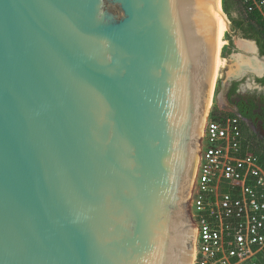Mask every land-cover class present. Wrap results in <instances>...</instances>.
Returning a JSON list of instances; mask_svg holds the SVG:
<instances>
[{
    "label": "water",
    "instance_id": "obj_1",
    "mask_svg": "<svg viewBox=\"0 0 264 264\" xmlns=\"http://www.w3.org/2000/svg\"><path fill=\"white\" fill-rule=\"evenodd\" d=\"M218 10L0 0V264H193Z\"/></svg>",
    "mask_w": 264,
    "mask_h": 264
},
{
    "label": "built area",
    "instance_id": "obj_2",
    "mask_svg": "<svg viewBox=\"0 0 264 264\" xmlns=\"http://www.w3.org/2000/svg\"><path fill=\"white\" fill-rule=\"evenodd\" d=\"M235 1L264 22V0ZM247 126L236 111L208 114L193 264H264V168L245 144Z\"/></svg>",
    "mask_w": 264,
    "mask_h": 264
},
{
    "label": "trees",
    "instance_id": "obj_3",
    "mask_svg": "<svg viewBox=\"0 0 264 264\" xmlns=\"http://www.w3.org/2000/svg\"><path fill=\"white\" fill-rule=\"evenodd\" d=\"M221 6L224 14L231 21L233 29L240 32L243 39L254 41L259 55L264 57V22L255 15L243 14L235 0H222ZM256 81L264 86V77ZM238 86V82L230 83L226 99L235 106L237 113L252 126L255 127L257 125L256 120H259L264 129V107L259 112L252 113V110L256 109V104L251 98L245 99L237 95ZM259 103L264 106V98ZM229 115L215 114L211 111V116L215 119H224ZM244 139L249 152L259 157L260 164L264 168V141L255 135H247Z\"/></svg>",
    "mask_w": 264,
    "mask_h": 264
},
{
    "label": "rangeland",
    "instance_id": "obj_4",
    "mask_svg": "<svg viewBox=\"0 0 264 264\" xmlns=\"http://www.w3.org/2000/svg\"><path fill=\"white\" fill-rule=\"evenodd\" d=\"M235 17V16H234ZM228 21V26L231 28V21L226 16ZM240 40L249 41L253 44L255 51L254 52H244L238 48L237 43ZM224 45L222 46L219 57L222 60L229 62V59L240 56L244 59L256 58L259 62L264 64V57H261L256 49L254 41L243 39L240 32L237 31L235 34H230L226 31L224 35ZM228 68L220 67L217 74V88L211 93L209 113H218L221 115H229L233 109V104L226 99V93L229 89L231 82H238L239 86L236 94L245 99H257L261 95V90L258 88L257 79L264 77V72L258 76L254 75L252 72H245L238 77H229ZM247 135H255L258 139L264 141V132L259 131L257 127H253L249 122L248 126L244 128V137Z\"/></svg>",
    "mask_w": 264,
    "mask_h": 264
},
{
    "label": "bare ground",
    "instance_id": "obj_5",
    "mask_svg": "<svg viewBox=\"0 0 264 264\" xmlns=\"http://www.w3.org/2000/svg\"><path fill=\"white\" fill-rule=\"evenodd\" d=\"M228 21L226 15L224 14L221 6V0H219V10H218V29H217V74L218 69L228 68L229 77H238L243 73L252 72L254 74L260 75L264 72V64L259 62L256 58L244 59L240 56H235L229 59V62L222 60L219 57V52L224 45V35L227 31ZM238 48L244 52L252 53L255 51L254 46L251 42L240 40L238 43Z\"/></svg>",
    "mask_w": 264,
    "mask_h": 264
},
{
    "label": "flooded vegetation",
    "instance_id": "obj_6",
    "mask_svg": "<svg viewBox=\"0 0 264 264\" xmlns=\"http://www.w3.org/2000/svg\"><path fill=\"white\" fill-rule=\"evenodd\" d=\"M256 85L261 90V95L257 99H253L254 103L256 104L255 105L256 109L252 110V113L259 112V110H261L264 107L263 104L259 103L261 101V99L264 98V86H262L259 83H257ZM232 107H233L234 111H236L235 106L233 105ZM256 122H257V125L255 127H257L259 129V131H263L264 132V129L262 128V123L259 120H256Z\"/></svg>",
    "mask_w": 264,
    "mask_h": 264
},
{
    "label": "crops",
    "instance_id": "obj_7",
    "mask_svg": "<svg viewBox=\"0 0 264 264\" xmlns=\"http://www.w3.org/2000/svg\"><path fill=\"white\" fill-rule=\"evenodd\" d=\"M234 16H236V15L234 14Z\"/></svg>",
    "mask_w": 264,
    "mask_h": 264
}]
</instances>
